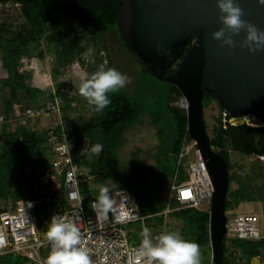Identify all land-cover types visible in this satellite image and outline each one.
<instances>
[{
  "label": "trees",
  "instance_id": "16d2710c",
  "mask_svg": "<svg viewBox=\"0 0 264 264\" xmlns=\"http://www.w3.org/2000/svg\"><path fill=\"white\" fill-rule=\"evenodd\" d=\"M6 4L19 7L22 21L14 29L12 24L0 20V68L5 72V77L0 79V87L5 92L2 104L4 123L0 127V213L17 208L28 209L34 213L40 225L43 219L49 221L55 209L65 206V194L62 187L58 191L50 190L53 181L45 182L47 168L37 169L36 173L33 159L37 151L47 154L51 132L59 135L61 130L57 127L53 131L50 128L38 132L10 120L16 113L19 116L27 108L45 104L48 100L43 91L31 86L27 74L20 72L23 60L43 59L48 50L53 57L52 73L55 78L85 67L88 68L87 73H92L101 66L100 54L107 50L111 32L116 35L125 54L131 55L118 31L116 17L121 5L115 0H0V5ZM192 44L193 40L189 41L184 54ZM89 53L90 60H87ZM133 61L139 68L133 93H109L111 104L101 112H97L85 100L83 105L90 113L89 119L81 124L69 123L68 133L74 137L72 156L75 159L80 156L81 166L86 172L84 178L88 179L79 186L85 198V209L97 198V185L108 182V179L116 180L119 151L125 144L124 135L144 117H148L152 125L158 126L156 135L159 145L165 155L174 161V169L169 172L164 169L163 174L173 182H176V178L178 183L187 179L185 171L181 169V163L185 160L187 170V158L178 165L182 148L190 141L186 111L179 107L183 97L173 84L156 79ZM178 64L176 62L170 67L167 74H173ZM63 91L64 86L57 84L56 95L63 100L61 110L67 113L73 98H67ZM206 102L216 103V100L205 93L203 110L208 106ZM217 107L220 114L210 145L226 162L229 171L225 210L232 211L241 203L261 202L264 216V172L253 166L252 175L258 174L254 178L249 175L242 179L231 177L232 167L227 153V137L236 132L256 133L264 141V124L256 128L244 123L232 126L227 123L231 117L224 113L222 107ZM97 143L103 145L98 156L91 153V148ZM260 147L258 156L264 157L262 142ZM83 148H86L85 152H82ZM233 150L244 156L251 154L236 148ZM256 180L260 182L255 183ZM234 181L238 182V188L231 190ZM120 189L136 198L132 190ZM136 202L141 213L149 217L147 224L161 231L159 234L178 231L185 240L195 242L199 247L203 244L209 246V210L177 209L176 202L172 200L170 206L173 211L163 213L167 206L159 200L152 202L142 198L141 202ZM128 237L131 244L140 243L130 232ZM236 254L248 262L256 257H264V240L246 242L224 238L222 264H236ZM0 264H27V261L21 256L7 254L0 256Z\"/></svg>",
  "mask_w": 264,
  "mask_h": 264
},
{
  "label": "water",
  "instance_id": "95a60500",
  "mask_svg": "<svg viewBox=\"0 0 264 264\" xmlns=\"http://www.w3.org/2000/svg\"><path fill=\"white\" fill-rule=\"evenodd\" d=\"M35 1V0H26ZM116 21L125 48L156 79L173 84L187 102V133L194 141L213 187L209 239L211 264H222L229 185L226 162L210 145L203 99L213 96L232 118L252 116L264 124V50L249 53L239 46L221 47L211 39L218 22L216 0H115ZM243 19L264 30V5L238 0ZM244 33L233 37L239 44ZM192 47L184 54L185 47ZM181 58L176 71H167ZM45 151L35 152L33 166L45 170Z\"/></svg>",
  "mask_w": 264,
  "mask_h": 264
},
{
  "label": "built area",
  "instance_id": "2783aa9c",
  "mask_svg": "<svg viewBox=\"0 0 264 264\" xmlns=\"http://www.w3.org/2000/svg\"><path fill=\"white\" fill-rule=\"evenodd\" d=\"M33 62L32 60H23L20 72L28 70ZM31 70L36 69L31 66ZM70 81L67 79V75L58 78V84L64 86L63 93L66 97H71L68 87ZM42 86L44 85L32 87L42 91ZM50 87V96L48 95L45 104L28 108L19 116L16 113L11 121L15 124L27 125L34 119L47 117L51 112L59 114L63 100L56 95L57 85L53 88L50 84ZM179 107L186 110L187 102L184 98L179 101ZM243 118H234L232 121L243 123ZM0 123H4L2 113ZM57 127L61 130L60 134L56 135L51 132L48 138L53 177L46 176L45 182L53 181L51 191L63 188L65 206L55 209L53 215L63 216L76 222L82 234V243L88 249L92 264H130L135 258L140 243L131 244L128 231L124 227L131 223H137L140 233H142L143 228L147 226L149 217L141 213L136 199L129 195L132 201L128 202L129 218L117 220L110 214L108 221L98 222L91 209V205L96 199L89 203L88 209L84 207L85 198L81 195L79 186L81 183L88 182V179L84 178L85 173L81 166L80 156H77L76 159L72 156L74 137L68 133L70 125L67 119L58 120L51 130L53 131ZM85 151L86 148H83L82 152ZM186 158L188 177L181 183H178L176 178V182L172 183L170 186L171 200L176 202L178 209L210 211L213 187L197 145L191 139L184 144L178 164ZM113 196L117 200L121 199V196L115 192ZM170 208V205H167L164 213L172 212L173 210ZM227 213L226 239L246 242L264 240V220L259 216L233 211ZM42 223L47 225L48 221L43 219ZM43 233L44 229L38 224L37 218L31 210L17 208L1 212L0 236L5 239V244L0 245V256L15 254L25 258L27 264H46L51 244Z\"/></svg>",
  "mask_w": 264,
  "mask_h": 264
},
{
  "label": "rangeland",
  "instance_id": "374dc122",
  "mask_svg": "<svg viewBox=\"0 0 264 264\" xmlns=\"http://www.w3.org/2000/svg\"><path fill=\"white\" fill-rule=\"evenodd\" d=\"M0 20L1 22L6 21L12 24L14 29L17 28L22 21L19 7L13 4L0 5ZM44 49L47 50L45 47ZM88 56H90V53L87 54V60H90V57ZM100 57L102 60L101 65H103L105 68H115L130 78L131 82L127 85V87L120 89L117 92L126 94L133 93L135 89V79L139 72V68L133 59L124 53L123 47L120 45L116 35L113 32H111L109 35L107 50L105 52L103 51L100 54ZM30 60L34 61L33 65L31 66H34L36 70H31L30 66L28 70L24 71L29 77V83L31 86L43 84L44 86H42V91L44 95L48 97L51 92L50 84H52V87L55 88L58 84V78L62 77L58 76L55 78L52 73L53 57L47 50L43 59L32 58ZM87 70L88 68L85 67L82 70H76L75 72H68L65 74L67 75V79L71 80L70 86H68L69 94L73 98V106L71 110H69L67 113L62 112L61 110L59 114L51 112L47 117L34 119L32 122L25 125L26 128L40 132L50 129L58 120L68 119V123H71L72 121V124H81L87 121L90 117V113L86 110V108H84L83 102H85V99L81 97L78 92V86L81 82L80 74L87 72ZM4 77L5 72L0 68V79H3ZM4 94L5 92L0 87V116L2 113ZM205 104L208 106L204 109V122L206 125L207 134L211 139L213 137V129L217 126V119L219 118L220 111L217 107V103L206 102ZM62 106L63 102L61 104V107ZM242 121L249 126H260L261 124L259 120L252 116H246L242 119ZM2 124L3 123H0V127ZM157 127L158 126L151 124L148 117H144L128 132L125 133V144L119 151L118 173L116 175V180L113 182L116 183L119 188H128L132 190L138 202H141L142 198H148L152 202H154V200H159L160 203L167 206L170 205L172 201L169 189L173 181L168 179L162 171L165 169V172H169L174 169L175 165L173 159L165 155L161 149V146L159 145L156 135ZM48 144L50 145V143ZM228 147L227 153L229 155V161L232 167L230 171L231 177L242 179L245 178L246 175H249L251 178H254L258 174L252 175L251 171L253 166L255 168H259L261 172H264V158L253 156L247 157L238 152L232 151L230 145H228ZM45 159L46 168L48 171L46 176L53 177L50 149H47ZM185 167L186 161L184 160L181 163V169L185 171V174L188 177ZM35 170L37 173L38 170ZM84 173L86 172L84 171ZM259 182V180H256L255 183ZM230 187L231 190L237 189L238 182L234 181ZM170 209H172V207ZM232 211L243 214H254L264 220L263 204L261 202L241 203ZM226 215H228L227 212ZM40 226L44 229L43 234L45 235L47 231V225L42 223ZM147 227L151 229L153 236L161 233V231H158L157 228L150 224H147ZM124 228L130 232L133 237L141 240V233L137 223H131ZM199 248L200 264H211L212 252L210 239L209 246L207 244H203Z\"/></svg>",
  "mask_w": 264,
  "mask_h": 264
},
{
  "label": "clouds",
  "instance_id": "9594fccd",
  "mask_svg": "<svg viewBox=\"0 0 264 264\" xmlns=\"http://www.w3.org/2000/svg\"><path fill=\"white\" fill-rule=\"evenodd\" d=\"M257 3L264 5V0H257ZM215 7L221 27L211 33V39L218 41L221 47L247 48L250 54L264 50V30L243 19L244 12L238 0H216ZM241 32L244 37L237 44L233 37ZM80 81L79 95L97 112L111 104L109 93H115L131 82L119 70L105 68L103 65L92 73H81ZM102 150L103 145L97 143L91 148V153L98 156ZM97 189L98 196L91 209L98 222L108 221L110 214L117 220L130 217L128 202L131 198L125 190L120 189L111 179L97 185ZM114 192L121 196L120 200L114 198ZM29 206L32 207V204L29 203ZM45 236L51 244L46 264H92L88 249L82 243L81 231L74 220L53 215L47 223ZM141 236L139 249L130 264H200L199 245L185 240L178 231L153 236L151 229L145 226ZM3 244L5 239L0 236V245Z\"/></svg>",
  "mask_w": 264,
  "mask_h": 264
},
{
  "label": "flooded vegetation",
  "instance_id": "af4514ba",
  "mask_svg": "<svg viewBox=\"0 0 264 264\" xmlns=\"http://www.w3.org/2000/svg\"><path fill=\"white\" fill-rule=\"evenodd\" d=\"M108 39H109V37H108ZM107 45H108V41H107ZM123 51L125 53L124 48H123ZM180 60H181V58L177 62L179 63ZM233 119L234 118L231 117L230 119L227 120V123H229L232 126L241 125L244 123V122L243 123H235L232 121ZM244 124H246V123H244ZM261 126H262V124H260V127ZM249 127L256 128L259 126H249ZM227 138H228V140H227L228 144L227 145H230L232 147V151L237 152V151L233 150L236 148V149H239V150H242L245 152H250L251 154L247 157L253 156V157H258V158H264V157L258 156V153L261 151V147H260L261 142L264 145V141H262V137L259 134H256V133L250 134L249 131H240V132H236V133L231 134Z\"/></svg>",
  "mask_w": 264,
  "mask_h": 264
},
{
  "label": "crops",
  "instance_id": "0c3cea01",
  "mask_svg": "<svg viewBox=\"0 0 264 264\" xmlns=\"http://www.w3.org/2000/svg\"><path fill=\"white\" fill-rule=\"evenodd\" d=\"M67 98H70V97H67ZM73 105H71V107L69 108V110H71ZM68 110V111H69ZM63 120H66V119H63ZM68 120V119H67ZM236 264H264V257L263 256H260V257H256V258H253L251 261H245L243 260L239 254H237L236 256Z\"/></svg>",
  "mask_w": 264,
  "mask_h": 264
}]
</instances>
